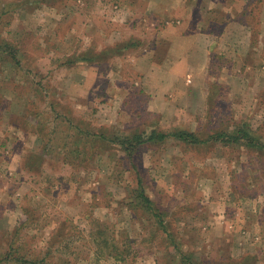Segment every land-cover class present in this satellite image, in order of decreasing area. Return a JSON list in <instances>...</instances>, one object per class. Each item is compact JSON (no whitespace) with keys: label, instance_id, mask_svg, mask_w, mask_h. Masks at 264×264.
I'll list each match as a JSON object with an SVG mask.
<instances>
[{"label":"rangeland","instance_id":"1","mask_svg":"<svg viewBox=\"0 0 264 264\" xmlns=\"http://www.w3.org/2000/svg\"><path fill=\"white\" fill-rule=\"evenodd\" d=\"M187 5L190 30L209 33L206 77L190 95L167 88L154 111L173 61L164 6L0 0V39L16 54L0 53V264H186L183 253L194 264H264V154L174 137L130 153L85 139L175 127L205 137L246 121L264 140V0ZM153 40L163 68L149 86L133 62ZM86 49L91 61L78 58Z\"/></svg>","mask_w":264,"mask_h":264},{"label":"crops","instance_id":"2","mask_svg":"<svg viewBox=\"0 0 264 264\" xmlns=\"http://www.w3.org/2000/svg\"><path fill=\"white\" fill-rule=\"evenodd\" d=\"M145 1V10L149 11V13L150 11L155 14L159 13L158 9L160 6H164V15H166V12L171 13V29H166L165 35L161 37H164V40H171V58L173 61H171V66L166 68L167 71L165 74L159 79L163 80V83L161 82L159 84L161 89H156L152 92L151 98H153V100L150 102L152 105L151 108L154 111H159L165 103L163 100L165 99L164 95L167 88L171 89L175 86L181 88L183 93L190 95L191 85L198 87V85L203 84L209 60V33L208 31H201L200 29H198L199 31L190 30L191 22L190 19L187 18L188 0ZM167 23H169V21H167ZM149 26H155V23H151ZM154 43L155 41L153 40L151 47L137 54L134 58L135 62H133V69L139 72L138 74L139 76L141 75V81L144 85L149 86L152 80L158 77L159 74L157 70H162L163 68L158 59V55H160L159 52L163 50V44ZM194 51V54H198V56L193 54ZM189 75L190 77H188ZM164 88L166 89L164 90ZM161 98L162 101H160ZM207 225H210V221L207 222L206 226ZM206 226L205 228H207ZM212 231H214V228ZM239 244L240 242H237L235 239L234 245L239 246ZM218 245H221V242H219Z\"/></svg>","mask_w":264,"mask_h":264},{"label":"trees","instance_id":"3","mask_svg":"<svg viewBox=\"0 0 264 264\" xmlns=\"http://www.w3.org/2000/svg\"><path fill=\"white\" fill-rule=\"evenodd\" d=\"M127 44L128 43H125V46H122V48L127 47ZM12 46H13L12 43L8 39L6 38L0 39V53L10 54V56L13 59H15L16 54L13 52V50L15 49ZM117 49L118 51H120L119 47H117ZM82 53L83 54L78 57L80 60L91 61V57L88 54L87 49L84 50ZM104 53L105 51H101L99 54H104ZM86 135L87 136L85 137V139L87 140V142H89V139H91V144H90L91 147L94 145V143L98 138H100L101 140H110L112 143H113L112 140H117V143L121 144L123 149L126 152L130 151V153L131 150L132 151L136 150V148L140 144H143L145 142H149V141L162 142L169 137H174L188 145H199L205 142L216 141L222 143L223 145L239 144L247 147L250 150H254V151L256 150L260 152L262 155L264 154V140L260 137L257 131L252 127V125H250L246 121L234 124L231 130L218 128L214 130L213 133L205 137L201 136L199 133L180 127H175L174 129L168 132L152 129L150 131V134L146 137H144L143 134L140 132H134L131 136L125 135L124 138H119V137L114 138V136L109 137L108 134H106L105 129H99L97 131L96 130L89 131V133H87ZM73 151H76V149H74ZM138 179L140 182V176H138ZM140 186L142 187V185ZM140 196L143 198L148 210L150 209L153 215L160 217L159 223L162 224L163 229L166 230V226L163 223V218L161 217L162 213L156 212L157 209L154 208L153 201L147 195H145L142 188L140 190ZM172 240L175 242V238H172ZM182 256L183 258H185L186 264H194L191 262L192 260L190 256L184 253L182 254Z\"/></svg>","mask_w":264,"mask_h":264}]
</instances>
